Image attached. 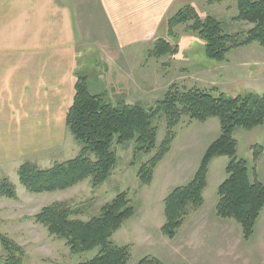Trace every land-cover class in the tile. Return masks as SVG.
Here are the masks:
<instances>
[{"label": "rangeland", "instance_id": "1", "mask_svg": "<svg viewBox=\"0 0 264 264\" xmlns=\"http://www.w3.org/2000/svg\"><path fill=\"white\" fill-rule=\"evenodd\" d=\"M187 5L194 7L202 18L217 19L227 34L245 33L253 27L235 20L236 0L212 4L209 0H173L162 11L156 39L149 46L147 42L135 44L129 48L132 54L117 62L115 69H121L126 78L125 92L114 91L106 79L98 91L93 88L94 94H103L106 102L113 106L126 103L145 108L161 100L173 84L182 89L197 88L226 97L263 95L264 49L256 43L233 50L226 61L216 62L205 57L204 42L189 32L187 26L176 27L173 36H169L168 20ZM158 39L176 46L177 53L148 59V51ZM79 52L82 54L80 73L86 72L90 76L92 89L104 66V52L85 44ZM153 126L157 129L159 146L166 132L164 118L155 117ZM63 133L65 137L60 148L46 152L38 165L51 167L78 155L80 145L67 128ZM175 134L169 153L154 171L150 186L140 185L137 172L155 151L147 155L136 154L133 142L114 145L116 167L111 177L96 188L88 180L66 191L44 194H30L19 187L16 200L0 198V234L23 248L26 264H79L93 259L98 250L72 254L64 241L50 237L32 217L42 208L59 202L73 210L72 219L88 221L99 216L101 208L117 195L127 192L134 215L112 238L118 247L130 246L127 264H138L145 257L156 258L162 264H264V209L248 240L243 238L241 227L235 221L221 219L216 214L217 190L226 179L225 169L230 161L227 157L215 158L209 166L202 208L187 218L173 240L162 235L164 198L173 189L186 186L192 180L205 151L219 137V122L210 119L199 123L182 118ZM233 138L237 143L236 158L246 162L252 181L256 179L264 185V152L258 161H254L251 149L253 146L264 148V124L251 131L236 129ZM2 255L0 246V257Z\"/></svg>", "mask_w": 264, "mask_h": 264}, {"label": "trees", "instance_id": "2", "mask_svg": "<svg viewBox=\"0 0 264 264\" xmlns=\"http://www.w3.org/2000/svg\"><path fill=\"white\" fill-rule=\"evenodd\" d=\"M223 1L209 0V3ZM236 7L235 20L253 26L245 33L227 34L217 19L202 18L194 7L187 5L168 20V34L173 36L176 27L187 26L189 32L204 42L205 57L216 62H224L231 51L255 43L264 49V0H236ZM177 51L176 46L158 39L147 58L160 59ZM157 116L164 118L166 128L159 146L157 129L153 126ZM182 118L199 123L217 119L220 134L205 151L192 180L164 198L162 235L173 240L187 218L202 208L209 166L215 158L227 157L230 161L225 169L226 179L217 190L216 214L221 219L235 221L241 227L243 238L248 240L264 209V185L256 179L252 181L246 162L236 158L237 143L233 134L236 129L251 131L264 124V94L226 97L173 84L149 108L126 103L113 106L103 94L91 93L85 76L76 75L66 127L80 145L78 155L45 169L24 163L17 171L19 184L30 194L66 191L87 180L96 188L111 177L116 167L113 146L133 142L136 154L155 151L137 172L140 185L148 187L156 167L170 151L176 138L175 128ZM251 149L254 161H258L264 148L253 146ZM0 198L17 199L15 186L6 178L0 180ZM72 215L70 207L57 202L42 208L32 220L50 237L64 241L72 254L98 250L93 259L79 264H127L130 246L118 247L112 242L114 234L134 215L127 192L117 195L101 208L99 216L88 221L72 219ZM0 246L3 250L0 264H26L23 248L7 236L0 234ZM138 264L162 263L145 257Z\"/></svg>", "mask_w": 264, "mask_h": 264}, {"label": "crops", "instance_id": "3", "mask_svg": "<svg viewBox=\"0 0 264 264\" xmlns=\"http://www.w3.org/2000/svg\"><path fill=\"white\" fill-rule=\"evenodd\" d=\"M172 1L0 0V180L18 192L21 165L49 168L38 162L62 144L76 75L86 77L93 94L106 79L125 92L117 62L135 44L156 39ZM83 44L104 52L92 89L90 76L80 73Z\"/></svg>", "mask_w": 264, "mask_h": 264}]
</instances>
